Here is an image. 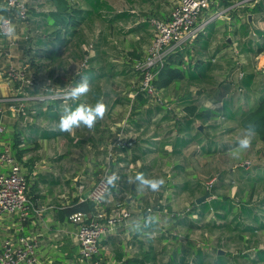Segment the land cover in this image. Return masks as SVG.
<instances>
[{"label": "crops", "instance_id": "crops-1", "mask_svg": "<svg viewBox=\"0 0 264 264\" xmlns=\"http://www.w3.org/2000/svg\"><path fill=\"white\" fill-rule=\"evenodd\" d=\"M58 1L25 0L28 17L25 22H22L6 10L4 0H0V22L7 16L12 18L11 38L15 42V45L10 46L9 38L0 34V127L4 128V132L0 133V151L11 148L21 165V173L28 182L27 194L35 207V211H31L25 221H21L14 214L0 216V244L9 238L16 241L20 236L36 238L38 246L35 256L38 264H85L78 255V243L75 237L79 225L71 221L69 216L75 212L93 214V205L80 204L79 197L86 196L97 178L107 166L112 164L113 173L131 184V189L134 191L130 193L126 190L115 195L114 190L110 189L104 197L102 208L108 213H112L118 204L123 203L130 213V217L123 224L105 232L99 241L98 255L105 264H169L170 261H173L172 264H179L180 257L184 253L185 241H189L187 242L190 243L189 247L193 246V252L181 264H197L195 250L201 245L209 252L215 253L211 262L219 254L225 255L222 247H218L220 244L216 241V228L189 229L183 223H178L176 219L171 218L172 214L168 213L184 208L185 203L180 202L182 195L190 198L191 204L193 202L197 204L198 198L207 193L194 174L198 159H208L216 155L229 156L233 150L235 152L238 150L239 145L224 153L196 155V144L194 143L173 154V143L177 137L173 129L174 114L168 112L172 117L165 116V107L177 112L178 108L182 110L184 107L183 99L192 98L198 108H204L209 112L223 111L225 102L222 103L220 100L211 102L215 96L208 97V94L220 89V84L217 82L222 81L225 76L227 80L233 66L237 64L233 56L234 49L238 52L236 60L242 64V67L238 64L237 66L245 76H251V85L239 89L236 82L242 78H238L240 69L237 70V68L226 82L232 81V94L244 93V104L238 102V98L234 99L236 108L251 107L254 100L264 92V74L256 73L255 67L247 66L246 68L248 64L244 59L252 57L253 63V58L257 55L255 51L264 44L262 43L264 40V0L256 2L259 6L257 11H253L255 4L252 3L248 6L230 7L240 0H229L232 2H230V9L228 7L224 10L219 1L213 0L211 7L200 15V19L204 21L218 13V16L206 25L212 29L205 35V38H208L207 44L203 49L204 53L200 55L201 59L210 61L213 66L212 70L208 71L205 79L201 81H177L167 88L158 89L157 95L149 101H146L145 97L138 99L137 92L133 91L135 88L129 84L126 85L128 87L126 89L111 90L106 89L104 85L101 89L102 82L99 83V90L87 86L88 91L78 97L55 101L50 94H43L40 86L34 87L36 92H32L33 88L21 91L6 78V70L13 66L28 73L30 70L39 71V75L45 73L44 77L48 81L46 74L51 76L54 70L64 68L68 62L82 61L83 46L88 38L84 32L87 28L85 24L81 26L85 40L83 39L77 45L74 39L64 49L66 51L69 47L71 56L52 58L42 55L45 48L51 46L50 42L40 41L50 36L56 28L54 14L58 11ZM64 1L69 5L76 2V0ZM103 17L101 16L96 21L109 27L102 19ZM144 21L142 18L136 22L141 25V30L136 32V42L126 45L128 47L126 51L133 54L131 58H138L140 52H146L152 39L147 38L148 35L153 36V32L144 25ZM94 23L86 22L88 28H92ZM243 30H246L247 34H244ZM102 33L105 34L103 31ZM225 42L228 48H224ZM240 46L241 51H238ZM198 50L201 51L199 46H196L194 50L189 49L191 53L198 52ZM37 53H40L39 57H36ZM109 56L105 47L95 46L90 55L91 63L88 67L95 68L101 63L108 65ZM228 59H231L230 65H228ZM122 61L125 66H129L127 61ZM231 62H233L232 65ZM47 70H50V73ZM55 77L62 79L58 73L54 74L51 79ZM127 77H130V73L122 76V78ZM104 79L103 82L108 81V78ZM116 80L113 79V81ZM230 94L231 92H228L226 98H229ZM22 97L25 101L20 103L19 98ZM20 104L23 108L19 112L15 111V107ZM97 104H104L106 112L103 118L96 116L92 127H88L83 120H79L77 121L79 126L73 125L71 133L61 131L62 119L71 117L78 111H83L85 115L94 113ZM204 118L196 119L195 128L191 129L190 136L194 135L196 127L203 125L208 137L228 147L230 144L238 143L241 138L235 137L234 133L238 131L237 129L234 131L235 126L240 129L239 133L245 135V131L235 119L226 120L218 116ZM228 133L231 134L227 135ZM118 139L133 144L129 148H119L115 146ZM252 139L260 143L256 138ZM187 151L188 155H186ZM6 170V168L3 169L4 172ZM258 171L260 170L254 172L255 175ZM167 178L171 180L172 186H167L165 181ZM152 183L158 184V187L153 189ZM184 183L189 184V189L178 190L177 186ZM197 184L200 187L197 188ZM246 184L250 185V183ZM79 187H83L82 191ZM233 189L232 186L231 194ZM210 200L215 199L210 197L205 203H209ZM156 201L163 202L162 211L154 212L153 210L152 213L147 214L145 208L157 203ZM254 201H256L255 198ZM183 214H176V216L180 218ZM188 215L192 221L198 223L199 215H196L195 210L188 212ZM234 235L235 233L228 241L230 246L226 249L245 252L252 251L255 246L262 249L259 245L260 237L264 235L263 231L257 230L253 239L249 236L243 237L244 242L241 239H235ZM226 257L230 258L228 255ZM233 258L231 257V262ZM238 260L239 264L240 262L247 264L246 258Z\"/></svg>", "mask_w": 264, "mask_h": 264}, {"label": "trees", "instance_id": "trees-1", "mask_svg": "<svg viewBox=\"0 0 264 264\" xmlns=\"http://www.w3.org/2000/svg\"><path fill=\"white\" fill-rule=\"evenodd\" d=\"M231 2V1H230ZM229 0H219V4L222 9H227L231 3ZM259 6L257 3L253 6V11H257ZM57 13L54 14L55 17V30L52 32V34L45 38V40L40 42H50L51 46H47L45 48V52L42 54L43 56L48 55L52 58L54 57H61V54L63 53L64 49L67 47L69 43H71L74 39L79 45L83 39L85 40V35L83 34V31H81V26L84 25L86 22L93 23L101 16H104L102 19L105 20V22L109 25H112L114 22L119 21V19L122 20H128L131 17H133V14L127 12V11H119L117 14H114L112 16L107 17L105 14H111L112 8L109 7V5L104 0H76L74 4H67L64 0H59L57 3ZM104 12V13H103ZM147 20H149L147 18ZM165 20V19H162ZM145 22V21H144ZM148 22V21H146ZM145 23L144 25H146ZM141 25L137 24V26H134L130 28L128 31L129 33H136L140 29ZM123 32V30H122ZM244 34H247L245 31ZM208 39V38H207ZM224 48H228L227 42L224 43ZM246 46V45H245ZM248 48V47H247ZM41 50V49H38ZM47 50V52H46ZM192 50V49H191ZM202 50V49H201ZM243 51V49H242ZM264 51V44L257 50L255 53L259 54ZM201 51L198 50L197 55L198 59H196L195 64L194 59L191 57V52L188 50H181V51H175L172 55L168 56L163 64V68L160 70V72L157 75V78L154 82V85H156L157 89H163L169 87L171 84L176 83L177 81H183V80H191V81H201L202 79H205L206 73L208 71L212 70V65L210 64V61H205L204 59L200 58ZM254 53V52H253ZM40 53L36 54V57H39ZM144 58V57H143ZM142 58V59H143ZM231 55V59H232ZM138 59V60H142ZM228 59V65H230V60ZM233 61V60H232ZM234 62V61H233ZM231 62V65L232 63ZM235 64V63H234ZM189 65V67H188ZM132 67V73L137 74L134 75L136 83H134V86L136 87L137 95L136 97L141 98L145 97L146 101L152 100V96L146 95L144 92L140 91L139 85V79H140V71L136 70L134 67V64ZM88 69L83 72V76L79 75L77 77H74L71 80V85L74 89L77 87L87 84V86L91 87L94 90H99V83L102 82L106 76L114 77V72L107 73L103 69L96 70L93 67H87ZM189 68V69H188ZM240 69L237 64H235L232 68V71L230 73V77L233 75L234 71ZM241 71V69L239 70ZM124 72H126L124 70ZM127 73V72H126ZM251 76H243L242 79L238 82H236L239 85V89H243V87L251 85ZM231 82H226L223 84L222 90H218L215 95V99L226 92V94L231 90ZM32 92H36L34 89H31ZM215 92H211V97L214 96ZM247 93L245 94V96ZM225 97V96H224ZM222 100V99H221ZM56 101V100H55ZM181 102V101H180ZM225 107L223 111H207L204 108H198L197 104L194 103V99L190 98L188 100L183 99L182 103L184 107L182 108V112L180 115H177L179 117H176L173 119L174 121V131L176 133V138L173 143V150L172 153H178L181 150L187 148L188 146H191L192 144H198V148L195 150L196 155H204V154H215L216 152L224 153L227 150L234 149L235 146L238 145V143H234V145L230 144L228 147L225 145H222L221 143H218L214 140H212L211 137H208L205 133V129L203 125L200 127H196V131L193 136H190V132L195 128L194 124L196 123V119L200 118H212L214 116H218L219 118H223L226 120H237L239 122V125L241 126L242 130L245 131L249 128L250 125H252L255 129V135L254 138L258 140L261 145L264 148V92H262L255 100L254 103L251 105V107L243 106L236 108L235 100L229 101L225 100ZM51 103V102H50ZM55 104V102H52ZM245 103V102H244ZM36 106H38L35 103ZM165 116L169 117V109L165 107ZM172 117V116H170ZM204 118V119H205ZM212 127V126H209ZM192 129V130H191ZM204 129V130H203ZM131 162H134L131 160ZM259 167H256L253 170H250V168H246V176L243 181V183H250L248 187L250 189L254 190L255 187L258 188L259 191L264 190V168H261L260 165H256ZM260 168V169H259ZM110 172L114 175V178L110 182L109 190L113 189L114 194H120L128 190L130 193H132L134 190L131 189V184H129L125 180H121L118 175L113 173L112 171V164L109 166ZM248 169L250 171H248ZM258 171L255 175V171ZM144 173V172H143ZM146 174V173H144ZM260 177V179H256L255 177ZM169 178H167L166 184L167 186H172V184H168ZM189 184L184 183L183 185L177 186L178 190H188ZM200 187L199 184H197V188ZM211 192V191H209ZM243 195L244 193L240 192V189L236 194ZM205 194V193H204ZM202 197V196H201ZM200 198V197H199ZM251 198V196H250ZM259 200H256L252 203V205L247 206L249 208L252 207H264V196L261 197ZM157 202V201H156ZM159 202V201H158ZM153 203V205L147 206L145 208V211L147 213V208H152V210H155L154 212H161L163 202L159 203ZM86 204H91L90 202H87ZM82 204V205H86ZM124 204V203H123ZM203 204L198 205V207H192L188 212H193L195 210L196 215H199V221L198 223H195L192 221L188 215V212L184 213L183 216L180 218H177V216L170 215L171 218L176 219L179 222L183 223L185 226H187L189 229H207V227H214L216 228L218 224H213L211 219L208 218L209 214L206 212V208L203 207ZM93 205V204H91ZM89 206V205H88ZM164 209V208H163ZM148 214V213H147ZM169 214V213H168ZM205 217H207L210 222L205 220ZM263 218V215H261ZM251 219V213H248L244 215V220L249 221ZM238 228V229H237ZM264 228V227H263ZM259 228L256 227L255 224H252L251 222H247L246 225H239L236 227L233 232H235L234 238L241 239L243 242L245 241L243 237L249 236L250 239L255 238L256 231ZM260 230V229H259ZM173 238V237H171ZM189 241H185L183 254L180 257V263H182L183 260H186V258L190 255L191 252H193L192 248L193 246H188L190 243H187ZM204 244V243H203ZM239 251V256L235 258H246L247 264H264V249H259L257 246L254 247L252 251L245 252V251ZM196 254V262L197 264H239L238 262H231V258H227L226 255L219 254L215 260L211 262V258L214 256V252H209L205 249L203 245L199 246L197 250H195ZM193 261V260H192ZM173 261H170L169 264H172Z\"/></svg>", "mask_w": 264, "mask_h": 264}, {"label": "rangeland", "instance_id": "rangeland-1", "mask_svg": "<svg viewBox=\"0 0 264 264\" xmlns=\"http://www.w3.org/2000/svg\"><path fill=\"white\" fill-rule=\"evenodd\" d=\"M109 7L112 8V13L108 14L106 13L105 15L107 17L112 16L113 13L117 14L119 11H127L131 14H133V17H131L128 20H122L119 19V21L114 22L112 25L109 24V27H105L102 22H98L95 21L94 24H92V28H88L87 24L85 23V27H87L84 32L87 34V42L84 44V46H88L91 45L92 49L94 50L95 46H103L107 49V51L110 54V63L107 64H102L100 66H96L95 69L96 70H101L103 69L105 72L112 73L114 72V77H107L108 81L103 82L105 79L102 80L101 83V89L103 88L102 85H104L106 87V89H111V90H119V89H126L128 87H126V85H130L131 87L133 86V88L136 87L134 86V83H136L135 78L137 77V74L132 73V66L133 64L131 63H136L138 61V59H142V57L145 56L146 52L142 51L139 53V57L138 58H131L130 56H133V54H131L129 51H126L128 47H126V45L131 44L132 42L135 41V37H136V33H129V32H124V31H128L130 30V28L137 26V24L140 23H136L139 19H144L146 26H148V29H150L152 31V27L150 24L151 20H154L156 18L158 19H166L170 12L172 11L171 9L174 8V6L176 5V3L179 0H104ZM215 1V0H214ZM219 0H216V2ZM261 1V0H260ZM211 7V6H210ZM209 7V8H210ZM229 9V8H228ZM205 11L204 10L201 14H203ZM104 13V12H103ZM250 14V12H249ZM248 14V16H249ZM147 18L149 20H147ZM131 21V22H130ZM148 21V22H146ZM130 22V23H128ZM247 22H248V17H247ZM208 28L206 31L204 30L201 34H199L198 37L194 38L193 41H191L190 43H184L183 45H181L176 51H181V49H187V50H191V49H195L196 46L204 53L203 49L205 48V45L207 44V39L205 38V35L211 31L212 27H206ZM123 30V32H122ZM141 30V28H140ZM139 30V31H140ZM102 31L105 33L103 34ZM246 30H243V32L245 33ZM83 32V33H84ZM107 34V36H105ZM105 37H104V36ZM152 35V34H151ZM146 38V36H144ZM152 36H149L147 38H149ZM107 43H106V42ZM140 41V40H138ZM136 42V41H135ZM264 42V40L262 41V43ZM199 43V44H197ZM146 47V46H144ZM143 47V49H145ZM147 51V49H146ZM233 51V50H232ZM236 49H234L233 52V56L234 59L236 61L237 59V55L235 53ZM238 51H241V46L238 49ZM93 52V51H92ZM238 54V53H237ZM144 55V56H143ZM172 55V54H171ZM71 56V52L68 49H66V51H63V53L61 54L62 58H66ZM85 56H90L89 52L84 51V57ZM251 56V55H250ZM191 57L194 59V63L196 62V59H198V55L196 51H193L191 54ZM210 59V56H208ZM91 58V57H90ZM90 58L87 60V62H83L84 58H82V61L79 62H75V63H70L68 62L67 65L64 66V68L62 69H56L53 71L54 74L58 73L62 76V79L64 80H60V78L55 77L53 80L51 79L52 76H54V74L52 73V75H48L46 74V76H48L47 78H49V80L47 81L45 79V73H41L39 75V71L35 72L34 70H30L29 73L26 72L25 74L32 77L34 79V81L40 85L41 87L47 88L49 89V91L46 92H42L43 94H51L54 92H58L61 95L66 94L70 89V85H71V80L74 77H77L79 75L83 76V72L85 70H87L89 63H91ZM118 58H121L120 60ZM233 59V60H234ZM252 57H250V59L248 57H246V59H244V61L248 64L245 67L247 68V66L250 67H255L256 70L255 72L259 74H264L262 73L260 64L258 63V61L254 59L253 63L251 61ZM127 61L129 64V66H125L124 62L122 61ZM117 61V62H116ZM238 61V60H237ZM109 62V61H108ZM240 62V61H238ZM84 63V64H83ZM241 64V62H240ZM252 65V66H251ZM91 66V65H90ZM240 67H242V65H240ZM254 69V68H253ZM124 70L127 72H124ZM48 73H50V70H47ZM130 73V77L127 78H122L123 75H126ZM110 75V74H109ZM136 75V77L134 76ZM118 76V78L116 77ZM44 77V80H43ZM226 76L224 78H222V81L219 80V82H217V84L219 85L220 90H222V84L226 83L227 80L230 79V76L228 75L227 80H225ZM113 79H117L116 81H113ZM140 80V79H139ZM139 83V82H138ZM134 91V90H133ZM217 92V91H216ZM216 92L214 93V96L216 95ZM229 92H231V96L229 98H226V92L223 93L222 95H220L219 97H217L216 99L214 98L213 101L211 102H215L217 100H220L222 103L225 100H229V101H234V99H237L238 102H241L242 104H244L243 102V96L244 93L240 92L241 94H237L236 92L232 94V91L230 90ZM238 95V96H237ZM213 96V97H214ZM225 96V97H224ZM208 97H211V94H208ZM222 99V100H221ZM219 101V102H220ZM173 103V101H172ZM174 104V103H173ZM178 108V107H177ZM176 108V109H177ZM170 112H172L174 114V118L179 117L177 116L179 113H183L181 109L178 108L177 112H174V110H169ZM177 119V118H176ZM223 119V118H221ZM234 125V124H233ZM232 125V127H233ZM227 126L229 127V124H227ZM238 130L237 132L234 133L235 137L239 138H243V135L241 133H239L240 129L236 128V126L234 127V131ZM233 131V132H234ZM231 133H228L227 135H229ZM229 137V136H228ZM240 138V139H241ZM254 138V136H253ZM256 141H251V146L250 148H248L246 151H243L242 154L240 155L239 158H236V154H238V150H233V153L230 154L229 156H220V155H216L214 157L208 158V159H198L196 162V166H195V177H198L199 181H200V185L205 188V190H207V192L209 193L210 197H213V199L215 200H210L209 203H205V201H202L198 204H196L195 202H193L191 204V199L186 197V196H181L180 202L181 203H185V206L183 209H179L176 212H171L169 214H172L174 216H176V214H183L188 212L190 209H192L191 207H198V205L203 204V207L206 208V212L209 214L208 218L213 220L211 221L213 224H218L215 230L216 233V241L220 244L218 247H222V251H224L223 253L225 255H228L230 258H233V261L235 260L236 262L239 260L237 257V255L239 254V251H234V250H228L226 249L227 246H230L228 241L231 239L232 235L235 233L233 232V230L238 227L239 225H246L247 222H251L252 224H255L256 227H258V231H263L264 232V207L260 208V207H252L249 208L247 206L252 205L254 198L256 200H259L260 203V199L261 197L264 196V190L259 191L257 187H255L254 190L250 189V187L247 186L246 183L242 184V181L245 177H247L246 174V168L243 167V165L246 162H249L251 165H249L247 168H250V170L255 169L256 165H260L261 167L264 168V148L261 145V143H253ZM197 145L196 144V149H197ZM237 149H239V147H237ZM235 152V153H234ZM256 154V155H255ZM186 155H188V151L186 152ZM192 165V164H191ZM234 165H236L234 167ZM234 167V169H233ZM233 170V171H232ZM191 171L192 170V166H191ZM256 179H260V177H255ZM180 180V179H179ZM178 180V181H179ZM169 182L171 184V180L169 179ZM234 187V189L232 190V194L230 193V188ZM238 188V189H235ZM240 189V192L244 193L243 195L236 194L237 190ZM211 191V192H209ZM236 194V195H235ZM204 195V194H203ZM202 195V196H203ZM249 196H251V198H249ZM231 197V199H230ZM250 203V205H249ZM191 211V210H190ZM248 213H251V219L249 221H245L244 220V215H246ZM261 215H263V218L261 217ZM207 217H205V220L210 222V220ZM238 229V228H237ZM229 234L228 236H225ZM261 238V243L259 245L260 248L264 249V235L260 237ZM220 251V252H222ZM240 264H246V262H240Z\"/></svg>", "mask_w": 264, "mask_h": 264}, {"label": "built area", "instance_id": "built-area-1", "mask_svg": "<svg viewBox=\"0 0 264 264\" xmlns=\"http://www.w3.org/2000/svg\"><path fill=\"white\" fill-rule=\"evenodd\" d=\"M258 0H240L230 7L248 6L256 4ZM213 0H179L172 8L169 17L165 20L154 19L150 21L153 36L147 47L146 54L142 60H138L134 67L140 71L139 85L140 91L148 96L155 97L158 89L154 82L158 73L163 68L165 59L184 43H190L198 37L213 19L218 16L214 14L211 18L202 21L201 13L208 9ZM229 7V9H230ZM4 8L15 15V17L25 22L27 20V6L25 0H4ZM13 20L10 16L3 18L0 22V34L9 38V45H15L12 36ZM83 50L92 53V46H83ZM237 54V50L235 51ZM90 56H85L83 62H87ZM260 64L262 73H264V51L254 57ZM240 66V62L236 60ZM84 64V63H83ZM23 70H18L13 66L8 67L5 72L6 78L19 89L38 87L34 79L25 74ZM244 72L239 71L238 78L241 79ZM43 92L49 89L41 87ZM70 90L61 95L58 92L50 94L55 100H65V98H74L72 92L74 88L70 85ZM20 103L25 98H19ZM22 104L15 107V111L22 109ZM4 128L0 127V133ZM132 142L118 139L115 146L131 147ZM251 165L246 162L243 167ZM7 169L5 172L3 169ZM114 175L110 172L109 166L97 178V181L86 194L79 197L80 204L90 202L93 204L94 212L87 215L83 212L70 214L69 219L78 223L79 227L75 233L78 243V255L85 264H105L101 259L99 252V241L105 232L114 229L123 224L130 217V213L123 204H118L115 211L108 213L102 208L105 195L109 191V185ZM82 191L83 187H79ZM28 182L21 173V165L16 160L11 148H5L0 151V216L16 215L21 221L27 220L31 211H35L34 203L28 197ZM152 208H147V213H152ZM38 241L36 238L18 237L16 241L5 239L0 244V264H38L35 256Z\"/></svg>", "mask_w": 264, "mask_h": 264}, {"label": "clouds", "instance_id": "clouds-1", "mask_svg": "<svg viewBox=\"0 0 264 264\" xmlns=\"http://www.w3.org/2000/svg\"><path fill=\"white\" fill-rule=\"evenodd\" d=\"M88 91L87 84L81 85L73 90L72 96L78 97L79 95L86 93ZM106 112V106L104 104H97L94 113H89L88 115H85L83 111H78L76 114H74L71 117L62 119L61 121V131L63 132H69L71 133L73 130V125L79 126L77 124V121L83 120L85 124L88 125V127H92L93 122L96 118V116H100L103 118L104 113ZM255 135V129L252 125L249 126L248 129L245 130V135L243 138L238 140V154H236V158H239L243 151H246L251 146V141L253 136ZM163 181H161L162 183ZM152 188L156 189L158 187V184L152 183Z\"/></svg>", "mask_w": 264, "mask_h": 264}, {"label": "water", "instance_id": "water-1", "mask_svg": "<svg viewBox=\"0 0 264 264\" xmlns=\"http://www.w3.org/2000/svg\"><path fill=\"white\" fill-rule=\"evenodd\" d=\"M208 198H210V196H209V193L207 192L202 197L198 198L197 204L200 203V202H202V201H205Z\"/></svg>", "mask_w": 264, "mask_h": 264}]
</instances>
